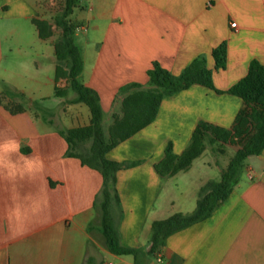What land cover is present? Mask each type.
Segmentation results:
<instances>
[{
  "label": "crops",
  "instance_id": "obj_1",
  "mask_svg": "<svg viewBox=\"0 0 264 264\" xmlns=\"http://www.w3.org/2000/svg\"><path fill=\"white\" fill-rule=\"evenodd\" d=\"M87 1L80 78L99 95L105 129L127 94L120 88L145 87L153 62L178 74L203 56L214 88L222 91L192 85L165 97L152 123L106 154L137 163L116 172L119 202L111 215L120 243L138 250V264H156L148 254L151 223L192 212L199 187L218 180L228 161L204 159L205 149L187 170L171 176L158 174L154 165L168 143L180 154L199 120L232 125L242 101L225 91L251 60L264 66V0ZM38 2L0 0V144L18 145L0 154V264H134L131 255L112 254L104 245L94 206L100 172L67 155L61 132L88 124L89 114L68 102L73 93L55 95V85H66L53 80L60 30L53 25L52 36H38L32 19L51 23L56 12L41 14ZM222 41L226 64L216 69L211 53ZM5 103L24 110L10 112ZM231 146L234 153L237 145H224ZM243 167L251 176L243 172L209 217L166 238L162 264H264V149Z\"/></svg>",
  "mask_w": 264,
  "mask_h": 264
},
{
  "label": "trees",
  "instance_id": "obj_2",
  "mask_svg": "<svg viewBox=\"0 0 264 264\" xmlns=\"http://www.w3.org/2000/svg\"><path fill=\"white\" fill-rule=\"evenodd\" d=\"M79 0H64L52 22L33 18L32 22L40 38L52 36L54 25L60 34L54 42L55 69L53 80L66 81L64 87L55 85L57 97H67L73 93L69 103H83L89 110V122L61 132L67 144V155L78 158L83 165L96 169L102 176V187L94 199L98 209L100 231L106 249L112 254L131 255L134 264H138V250L123 246L120 243L117 227L111 215V206L118 203L116 189V172L137 164L129 161H114L106 157L107 152L120 142L126 140L139 130L152 123L162 100L192 85H201L216 92L213 86L212 71L207 67L203 56L194 58L180 73L173 74L159 63L153 62L147 70V85L130 83L120 88L123 96L118 112L111 115V122L105 129L103 110L98 93L85 85L80 74L82 58L74 40L78 24L69 18ZM215 68H224L226 64V41H222L212 50ZM237 96L242 106L237 111L229 128L199 120L193 129L189 142L180 154L172 150L171 143L164 149V155L154 168L163 176H171L187 170L192 161L199 157L207 144L237 145L218 180H208L198 189L195 208L190 213L176 212L170 216L154 220L151 223L150 248L148 254L155 258L162 252L166 238L171 234L209 217L231 193L238 182L244 161L252 155H259L264 149V66L257 60L249 62L246 74L232 84L226 91ZM0 103L1 97H0ZM10 112L24 110L20 104L5 103ZM87 144L86 150L83 148ZM82 147V152H77Z\"/></svg>",
  "mask_w": 264,
  "mask_h": 264
},
{
  "label": "rangeland",
  "instance_id": "obj_3",
  "mask_svg": "<svg viewBox=\"0 0 264 264\" xmlns=\"http://www.w3.org/2000/svg\"><path fill=\"white\" fill-rule=\"evenodd\" d=\"M38 1H39L38 7H39L41 14H47V16L48 14H52L51 12H54L55 10L56 12L59 11L61 6L64 3V0H38ZM88 8H89V1L79 0L77 5L73 9V12L69 16L71 20L75 21L78 24V27L74 34V40H75L76 45L79 47V49L81 48L82 50H84V46H86V44H85L84 35H83L84 28L81 29L80 27L81 26L84 27L85 25H87L82 15H84V13L86 12ZM56 29L58 30V28ZM80 107L85 113L89 114L88 107L85 104L80 103ZM232 149H233L232 146L225 148L224 145H221V144L220 145L214 144L213 146H210L207 144L206 153L204 154L203 157L204 159H207L208 161H211L213 163L215 162L216 159H219L220 161L221 160L228 161V159H225V157L229 158V156L233 154ZM244 168L245 167H243L241 174L243 172L244 174H246V172L244 171L245 170ZM155 263L158 264L156 261Z\"/></svg>",
  "mask_w": 264,
  "mask_h": 264
},
{
  "label": "clouds",
  "instance_id": "obj_4",
  "mask_svg": "<svg viewBox=\"0 0 264 264\" xmlns=\"http://www.w3.org/2000/svg\"><path fill=\"white\" fill-rule=\"evenodd\" d=\"M17 149H18V145L16 144V142L14 140H8V141L4 142L3 144H0V154H2V153L10 154V153L16 151ZM3 159H4V157L2 155H0V166H2ZM8 162L11 163V160L9 159Z\"/></svg>",
  "mask_w": 264,
  "mask_h": 264
},
{
  "label": "built area",
  "instance_id": "obj_5",
  "mask_svg": "<svg viewBox=\"0 0 264 264\" xmlns=\"http://www.w3.org/2000/svg\"><path fill=\"white\" fill-rule=\"evenodd\" d=\"M231 27H235V23L234 22H232L231 24ZM247 176H251V171H248L247 173ZM155 261L158 263V264H162V255L160 254V253H158V254H156V256H155ZM107 264H112V263H107Z\"/></svg>",
  "mask_w": 264,
  "mask_h": 264
}]
</instances>
